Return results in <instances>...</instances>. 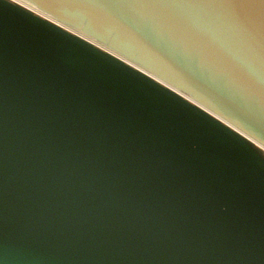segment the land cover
<instances>
[{
  "label": "water",
  "instance_id": "1",
  "mask_svg": "<svg viewBox=\"0 0 264 264\" xmlns=\"http://www.w3.org/2000/svg\"><path fill=\"white\" fill-rule=\"evenodd\" d=\"M18 1L0 264H264V0Z\"/></svg>",
  "mask_w": 264,
  "mask_h": 264
},
{
  "label": "rangeland",
  "instance_id": "2",
  "mask_svg": "<svg viewBox=\"0 0 264 264\" xmlns=\"http://www.w3.org/2000/svg\"><path fill=\"white\" fill-rule=\"evenodd\" d=\"M260 155L264 158V153L263 154L260 153Z\"/></svg>",
  "mask_w": 264,
  "mask_h": 264
},
{
  "label": "bare ground",
  "instance_id": "3",
  "mask_svg": "<svg viewBox=\"0 0 264 264\" xmlns=\"http://www.w3.org/2000/svg\"><path fill=\"white\" fill-rule=\"evenodd\" d=\"M18 1V0H17ZM19 2V1H18ZM21 3V2H20Z\"/></svg>",
  "mask_w": 264,
  "mask_h": 264
}]
</instances>
